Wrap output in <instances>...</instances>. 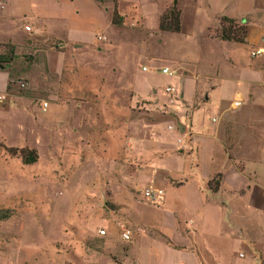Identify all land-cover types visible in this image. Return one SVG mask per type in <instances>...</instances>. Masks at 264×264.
<instances>
[{"label":"rangeland","instance_id":"374dc122","mask_svg":"<svg viewBox=\"0 0 264 264\" xmlns=\"http://www.w3.org/2000/svg\"><path fill=\"white\" fill-rule=\"evenodd\" d=\"M134 4L10 0L8 14L0 18V57L10 58L0 70V92L6 96L0 104V264H137L131 253L137 233L162 239L161 231L170 238L165 215L174 211L148 204L143 191L156 187L130 191L122 174L131 156L142 165L147 146L157 147L153 131L176 121L164 101L134 99L135 89L147 92L145 87H151L166 95L167 86H178V74L188 76L189 71L176 70L173 77L161 73L166 67L177 68L173 57L179 46L174 36H163L168 32L160 30V20L155 25L153 16L134 13ZM191 4L182 23L187 45L179 57L197 66L192 68L197 81L194 74L191 79L199 83L200 93L193 110L204 109L199 97L210 96L214 86L212 98L217 95L230 110L236 93L247 92L245 80L230 69V59L245 66L246 51L219 41L213 10L201 16ZM173 8L180 10L179 1L169 2L162 12ZM144 67L149 72H143ZM14 80H22L26 88L12 86ZM43 103L49 104L46 111ZM180 125L176 122V128ZM9 148L36 150L38 161L25 165L7 152ZM154 153L157 159L164 155ZM260 156L264 159V149ZM257 176L264 185V167ZM230 193L224 196L230 198ZM232 197L236 219L257 236L251 215L241 217V210L248 208L244 199L235 193ZM131 206L136 218L158 223V232L137 231ZM175 210L183 211L178 205ZM126 228L133 231L130 242L122 240ZM233 235L239 238L236 230ZM165 252L169 250L159 240L138 241L133 247V254L150 264L173 263ZM224 262H231L230 255Z\"/></svg>","mask_w":264,"mask_h":264},{"label":"crops","instance_id":"0c3cea01","mask_svg":"<svg viewBox=\"0 0 264 264\" xmlns=\"http://www.w3.org/2000/svg\"><path fill=\"white\" fill-rule=\"evenodd\" d=\"M1 1L3 7H0V18L8 14L10 0ZM133 1L134 13L144 17L153 16L155 20L153 22L158 25L162 10L169 2L175 0H147L150 2L148 4L144 0ZM176 1L180 3L182 23L185 9L192 3L190 6L195 8V14L201 10V16H204L213 10L219 23L222 18H229L248 28L246 44L222 41L241 46L246 51L245 66H236L237 62L230 59L233 64L230 69L235 68V75L237 72L239 78L245 80L247 92L236 93L235 100L231 102L228 110L217 95L212 98V94L217 91L214 86L211 87L210 96L199 97L205 106L204 109L193 110L196 97L198 98L200 93L197 91L199 83L196 85L192 80L194 74L197 81V74L192 69L197 66L183 62L179 57V52H184L182 45L186 44L187 38L182 33L163 34L174 36L175 46L181 48L176 51L177 57H173L175 60L173 62L177 64L174 71L180 72L185 69L189 71L188 76L181 72L177 76L178 86L175 87L179 92V101L172 105L168 104L167 96L159 94L151 87H145L147 92H144V89H135L134 99L152 98L153 101L157 99L164 101L169 113L176 117L175 125L169 121L167 124H170L169 126L173 124L172 130L167 127L153 131L157 147L152 150V146L151 149L147 146L146 160L142 165L135 162L131 156L126 162L128 165L124 166L125 173L122 175L124 185H131L130 191H137L144 186L156 187L164 194L163 205L174 213L171 216L165 215L167 219L164 230L169 232V238L165 233L157 231L158 223L152 219L136 218L133 203L130 213L136 228H150L161 233L162 239L137 233L131 253L137 264H150L149 260L133 254L134 244L143 240H159L169 250L165 253L166 256L172 257L171 264H261L264 261V185L259 182L257 170L264 167V159L260 156V150L264 149V59H252L250 52L261 45V38L264 36V0ZM32 28L36 31V28ZM191 29L193 30L192 26ZM189 66L193 67L190 69ZM144 68L143 72H149L148 69L144 71ZM8 82L9 77L7 86ZM204 92L203 89L201 95ZM236 101H241L242 106L234 108L233 104ZM176 122L181 124L179 129L176 128ZM163 134L170 136L164 138ZM155 151L162 152L164 154L162 158L157 159ZM210 182H215L214 188L209 186ZM230 184H235L237 190L234 191ZM227 190L234 192L238 199H244L248 208L241 210V217L251 215V222L255 224L254 229L259 232L257 236L250 235V230H253L250 225H241L239 219H236L234 212L236 204L233 203L232 197L234 193H230V198L227 194L224 196ZM173 200L183 210L182 212L176 214L177 205L173 206ZM183 214L188 216L184 218ZM235 230L239 238L234 237ZM169 242L181 249L172 247ZM235 244L236 250L233 248ZM241 254L246 255V258H241ZM174 255L177 256L173 259ZM178 255L180 258H177ZM229 255L231 262H224Z\"/></svg>","mask_w":264,"mask_h":264},{"label":"trees","instance_id":"16d2710c","mask_svg":"<svg viewBox=\"0 0 264 264\" xmlns=\"http://www.w3.org/2000/svg\"><path fill=\"white\" fill-rule=\"evenodd\" d=\"M117 13L115 12V16ZM159 28L162 32L180 34L183 32L181 11L175 8L162 14L160 17ZM219 39L223 42H234L238 44H246L248 36V28L240 25L233 19L222 18L219 23ZM10 58L1 56L0 65H9ZM17 82V81H14ZM12 81L11 85H14ZM10 86V84H9ZM11 156L22 159L23 164L33 165L38 161V153L36 150L9 148L7 151ZM214 182H210L211 187Z\"/></svg>","mask_w":264,"mask_h":264},{"label":"built area","instance_id":"2783aa9c","mask_svg":"<svg viewBox=\"0 0 264 264\" xmlns=\"http://www.w3.org/2000/svg\"><path fill=\"white\" fill-rule=\"evenodd\" d=\"M0 6L3 7V2L0 0ZM27 31H31L29 27H26ZM100 40H103V38H99ZM250 58L252 59H264V36L261 38V45L255 49H253L250 52ZM144 71H147V68H144ZM161 73L165 76L173 77L176 75L175 71L170 70L169 68H163L161 70ZM14 86L18 87L20 90H24L27 86L25 82L22 80H18L17 82L13 83ZM165 94L168 98V104H175L179 101V92L177 88L173 86H169L165 89ZM6 101V96L2 95L0 93V103H4ZM234 108H239L242 106L241 101H236L233 104ZM49 107L48 103H43V109L44 111L47 110ZM216 122V120H214ZM170 130L173 129V127H169ZM143 198L145 201L155 207H161L164 204V194L160 192L159 190H154L152 188H147L143 191ZM101 235H105V231L100 232ZM122 240L125 242H130L132 240V232L129 229H124L122 234ZM241 258H244V254L240 255ZM261 264H264L263 262Z\"/></svg>","mask_w":264,"mask_h":264},{"label":"water","instance_id":"95a60500","mask_svg":"<svg viewBox=\"0 0 264 264\" xmlns=\"http://www.w3.org/2000/svg\"><path fill=\"white\" fill-rule=\"evenodd\" d=\"M3 69H5V67H4V66H2V65H0V70H3Z\"/></svg>","mask_w":264,"mask_h":264}]
</instances>
